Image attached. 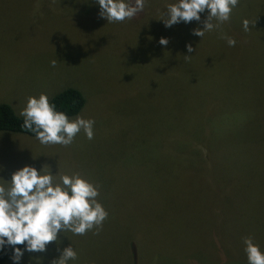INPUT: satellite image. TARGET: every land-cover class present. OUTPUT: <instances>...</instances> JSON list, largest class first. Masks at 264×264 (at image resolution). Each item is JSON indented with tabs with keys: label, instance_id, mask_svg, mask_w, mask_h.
I'll use <instances>...</instances> for the list:
<instances>
[{
	"label": "rangeland",
	"instance_id": "374dc122",
	"mask_svg": "<svg viewBox=\"0 0 264 264\" xmlns=\"http://www.w3.org/2000/svg\"><path fill=\"white\" fill-rule=\"evenodd\" d=\"M174 2L146 0L133 19L107 23L96 0H0V104L20 116L28 97L50 101L72 86L86 101L70 119L95 122L91 140L81 131L68 146L0 132V179L26 165H48L57 181L78 174L108 213L98 234L62 232L20 264H52L70 245L69 264H248L246 238L264 252V0H240L202 38L192 32L207 10L201 22L164 27ZM219 190L246 226L220 215ZM203 212L188 244L158 247L156 234L180 230L165 221L189 213L197 233Z\"/></svg>",
	"mask_w": 264,
	"mask_h": 264
},
{
	"label": "clouds",
	"instance_id": "9594fccd",
	"mask_svg": "<svg viewBox=\"0 0 264 264\" xmlns=\"http://www.w3.org/2000/svg\"><path fill=\"white\" fill-rule=\"evenodd\" d=\"M239 2L175 0L161 13L160 21L165 28L180 23L201 22V14L207 10L202 28L192 32L202 38L206 32L218 30L221 24L229 21ZM96 4L101 18L107 23H117L142 13L146 0H96ZM242 26L247 31L248 21L244 20ZM223 38L229 47L236 45L235 39ZM159 44L167 45L168 40L161 38ZM186 50L193 52L191 45H186ZM19 115L23 118L22 127L34 133L35 139L42 145L68 146L81 131L89 140L94 135L93 120L80 116L70 119L65 112L58 111L45 94L28 97ZM45 168L46 173L43 171ZM56 176L57 172L52 174L48 165L39 170L26 165L13 172L9 181L0 179V252L10 247L13 264H20L24 252H45L47 245L57 242L62 232L84 235L95 229L98 234L107 219V211L96 199L99 195L96 186L78 174L61 175L59 181ZM17 245L24 247H15ZM244 245L248 264H264V252L251 238H246ZM76 259L77 253L70 245L63 248L52 264H69Z\"/></svg>",
	"mask_w": 264,
	"mask_h": 264
},
{
	"label": "trees",
	"instance_id": "16d2710c",
	"mask_svg": "<svg viewBox=\"0 0 264 264\" xmlns=\"http://www.w3.org/2000/svg\"><path fill=\"white\" fill-rule=\"evenodd\" d=\"M244 20H242L243 22ZM248 21V20H247ZM259 21L255 24L259 27L258 25ZM264 22H262L263 24ZM254 25V26H255ZM263 27V26H262ZM260 27V28H262ZM260 28H255L254 30L255 32H257L256 36L260 35ZM261 55V60L264 62V55L263 52L260 54ZM262 68L264 69V65H262ZM247 69V72L250 76L255 78V75L253 74V70ZM85 98L83 97L82 93L76 89L73 88L72 86L64 89L63 91L59 92L57 95H55L51 100L50 103L54 104L57 108L58 111H62L65 112L69 118L74 117L76 115L79 114V112L82 110V108L84 107L85 104ZM22 123H23V118L16 115V113L13 111V109L11 108V106L7 105V104H0V132H6L8 134H19V135H25L28 136L30 138H34L35 134L29 131H26L23 127H22ZM235 163H233L234 166ZM236 168L238 169V171H240V173L243 176V168H241V165L238 164L236 166ZM244 168H246L244 166ZM249 191V190H247ZM213 203L214 206L218 208V210L220 211V215L221 216H225L226 218H229L232 227L234 226H238V217L239 215H242L244 217V224L246 226L247 224V219L245 214L238 210L234 204H230L228 202H226L223 199V192L222 190L216 191L214 199H213ZM209 207V205H208ZM207 207V208H208ZM214 208V207H213ZM211 209V208H209ZM208 209V210H209ZM208 210H206L205 212H207ZM205 212H203V215H201V217L197 216L196 219L198 220V222H200V226L196 227L197 233L193 232V223H192V216L188 213L187 215L180 217L179 215L177 217H175L174 219H168L167 221L164 222L163 226L165 228H174V227H180L179 232L177 233V235H173L172 232L171 233H158L156 234L159 238H164V239H159L160 243L158 245V247L160 246H164L167 245L171 242H173L174 240H177L178 238H180L182 236V242L185 244L189 239H193L194 237H196L197 235H199L201 233V226L202 225H206V214ZM214 228V226H213ZM154 234V233H153ZM191 236V238H190ZM188 244V243H187ZM15 247L21 248L23 249V245H17ZM12 257V250L11 248H6L3 252H0V264L5 263L8 260H11Z\"/></svg>",
	"mask_w": 264,
	"mask_h": 264
}]
</instances>
